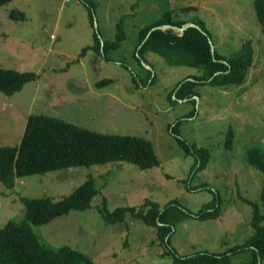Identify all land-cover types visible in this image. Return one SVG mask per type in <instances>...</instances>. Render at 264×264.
<instances>
[{"label": "rangeland", "instance_id": "obj_1", "mask_svg": "<svg viewBox=\"0 0 264 264\" xmlns=\"http://www.w3.org/2000/svg\"><path fill=\"white\" fill-rule=\"evenodd\" d=\"M88 1L9 0L0 5V66L36 73L20 91L0 93V100H12V106L0 104V145L17 144L26 115L43 112L98 131L149 137L159 163L140 168L112 160L19 176L12 187L0 182V227L9 219H25L21 196L57 199L92 175L99 191L90 207L32 224L49 247L72 246L94 264H177L166 252L170 247L187 255L242 243L253 232L252 207L243 197L264 211V173L247 161L250 147L264 151V30L253 0H90L93 7ZM11 8L24 16H10ZM168 10L173 19L204 26L223 55L249 38L254 53L245 80L228 86L198 82L194 99L175 98L176 83L201 69L168 64L151 50L138 55L139 29ZM118 25L123 39L106 51L107 58L101 50L80 53L94 33L100 41L114 39ZM178 138L208 149L204 168L191 172L195 158ZM203 183L206 187L196 188ZM103 196L109 209L139 206L148 197L160 206L176 200L191 212L216 196L220 210L215 218L186 215L175 223L167 243L157 237L155 226L130 213L122 221L104 222L98 210ZM249 256L247 249L230 253L233 264H246Z\"/></svg>", "mask_w": 264, "mask_h": 264}, {"label": "trees", "instance_id": "obj_2", "mask_svg": "<svg viewBox=\"0 0 264 264\" xmlns=\"http://www.w3.org/2000/svg\"><path fill=\"white\" fill-rule=\"evenodd\" d=\"M9 0H0V5ZM88 1V6L93 7ZM256 17L264 30V0H253ZM10 16L23 17L18 8H11ZM195 22V21H193ZM185 20L173 19L171 11H165L156 21L141 27L138 32L140 45L138 55L151 50L159 53L168 64L190 65L201 69L199 74L187 75L180 79L175 87L174 96L178 99H194L198 82L211 85L228 86L242 83L252 64L254 48L249 38L226 56L213 48L204 26L195 22L188 25L183 32L172 27L158 25L172 24L181 26ZM153 26H158L152 28ZM123 39L119 28L114 39L100 41L94 33L93 42L81 48V54L87 49L106 51L115 48ZM148 64V63H146ZM36 73L32 70H19L0 66V93L10 95L21 89L23 84L33 80ZM101 81H96L100 83ZM194 113V109L190 112ZM176 132V126L171 127ZM186 153L191 152L195 158L191 172L204 168L210 158L207 148L197 147L178 138ZM232 129L226 132L225 146L230 147ZM112 160H128L140 168H148L159 163L154 145L149 137L130 134L98 131L62 117L43 112L29 113L19 142L15 145H0V182L6 187L15 184L16 177L34 173H43L54 169L75 165H89ZM247 161L264 173V151L252 146L247 150ZM206 183L196 187H206ZM99 189L92 175L76 185L69 193L54 199L50 195L21 196L25 203V219H9L0 227V264H94L85 252L69 245L49 247L34 232L32 224H42L54 217L68 213L72 209L84 210L91 205L93 196ZM252 207L250 224L253 232L240 244H235L225 251L200 250L181 255L173 248L166 252L172 255L177 264H233L230 253L250 250L246 264H261L264 258V211L257 201L249 200ZM260 199L264 204V179L260 188ZM98 210L104 222L122 221L130 213L148 225L156 228L157 237L168 243L169 234L176 222L186 215L215 218L219 214V200L214 196L203 203L194 212L189 211L176 200H168L162 206L148 197L139 206L117 205L109 209L103 196Z\"/></svg>", "mask_w": 264, "mask_h": 264}, {"label": "water", "instance_id": "obj_3", "mask_svg": "<svg viewBox=\"0 0 264 264\" xmlns=\"http://www.w3.org/2000/svg\"><path fill=\"white\" fill-rule=\"evenodd\" d=\"M195 25V23H193V22H190V23H184V24H182L181 26H176V25H172V24H163V25H158L159 27H172V28H174V29H176V30H178L179 32H183V30H184V28L186 27V26H188V25ZM158 26H153L152 28H155V27H158ZM209 43H210V48H211V52L213 53V45H212V42H211V40H210V38H209Z\"/></svg>", "mask_w": 264, "mask_h": 264}, {"label": "crops", "instance_id": "obj_4", "mask_svg": "<svg viewBox=\"0 0 264 264\" xmlns=\"http://www.w3.org/2000/svg\"><path fill=\"white\" fill-rule=\"evenodd\" d=\"M147 66H149V65H147ZM18 91H20V90H18ZM12 95V94H11ZM8 104V105H10V106H12V100H11V98H4V99H1L0 100V104ZM11 113H13V112H11ZM52 115V114H51ZM27 116V115H26ZM55 116V115H54ZM15 118H17V117H14V119ZM65 119V118H64ZM26 120V117L24 118V121ZM24 125H25V123H24ZM17 178V177H16Z\"/></svg>", "mask_w": 264, "mask_h": 264}]
</instances>
